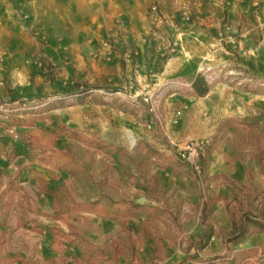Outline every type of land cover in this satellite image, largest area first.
Here are the masks:
<instances>
[{
	"label": "rangeland",
	"instance_id": "1",
	"mask_svg": "<svg viewBox=\"0 0 264 264\" xmlns=\"http://www.w3.org/2000/svg\"><path fill=\"white\" fill-rule=\"evenodd\" d=\"M121 35L1 97L49 103L0 115V264H264V90L214 125L166 54Z\"/></svg>",
	"mask_w": 264,
	"mask_h": 264
},
{
	"label": "crops",
	"instance_id": "2",
	"mask_svg": "<svg viewBox=\"0 0 264 264\" xmlns=\"http://www.w3.org/2000/svg\"><path fill=\"white\" fill-rule=\"evenodd\" d=\"M121 31L138 53L149 47L152 60L166 54V82L177 77L192 85L194 102L210 109L214 125L245 94L264 90L232 93L225 80L200 89L197 79L208 60L264 80V0H0V97L44 93L52 60L77 57L79 47L89 57Z\"/></svg>",
	"mask_w": 264,
	"mask_h": 264
},
{
	"label": "built area",
	"instance_id": "3",
	"mask_svg": "<svg viewBox=\"0 0 264 264\" xmlns=\"http://www.w3.org/2000/svg\"><path fill=\"white\" fill-rule=\"evenodd\" d=\"M156 6L151 7V11H156ZM198 73L204 78L205 81L212 84L220 83L225 80L226 83H234L240 87L251 88L259 87L264 88V80H260L249 73L236 72L233 70L223 71L221 67L214 65H203L198 68ZM223 82V81H222ZM33 102V101H32ZM49 101H43L40 103H34L33 105H28L26 101L20 99H13L11 101L4 100L0 97V115H19L27 109H38L47 105ZM183 156L186 159L196 165V160L198 153L196 151V146L193 144H185L183 147Z\"/></svg>",
	"mask_w": 264,
	"mask_h": 264
}]
</instances>
